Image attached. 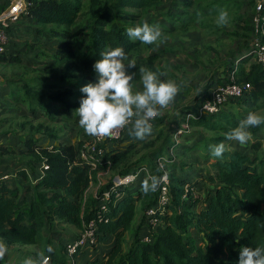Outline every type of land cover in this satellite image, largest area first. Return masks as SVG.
Masks as SVG:
<instances>
[{
  "label": "trees",
  "instance_id": "trees-1",
  "mask_svg": "<svg viewBox=\"0 0 264 264\" xmlns=\"http://www.w3.org/2000/svg\"><path fill=\"white\" fill-rule=\"evenodd\" d=\"M27 1L28 16L23 14L7 28L10 42L6 52L0 54V65L11 63L26 75L35 69L33 66L49 64L52 72L47 67L45 73L7 77L0 86V93L10 89L11 103L14 104L0 110V116L4 112L21 116L17 122L19 128L15 125V129L23 132L15 140L18 147L0 141V161L7 155L9 160L23 165L16 173L26 183L24 191L32 193L29 207L25 210L17 201L20 186H10L7 179L0 181V238L6 244L38 243L46 222L54 219L83 228L84 222L95 215L97 199L88 196L87 190L92 182L97 181L100 171L112 167L116 174L126 175L146 165L153 169L156 167L155 170L150 169L161 176L156 160L171 149L180 154L186 151L187 155L203 151L204 158H208L210 145L221 143L225 138L223 133L227 134L236 127L249 111L262 106L259 102L264 98V66L251 54L250 42L255 7L248 17L246 13L238 12L254 4L255 0H171L163 14L174 24L164 28L171 37H174V30L180 34L191 31L197 22L203 29L212 28V33L217 34L220 29H215L208 20L215 21L219 12L226 10L229 20L241 31L232 33L239 35L238 46L226 57L218 54L220 70L213 71L207 83L199 85L200 91L192 104L179 106L178 115L174 116L178 118L177 122L180 121L177 125L172 123L167 128V117H157L152 121V134L144 140L129 135L128 128H125L120 139H107L101 145L103 153L97 155L98 163L94 166L81 154L86 140L70 142L67 135L70 136L71 130L66 129L71 119H61L59 115L68 111L79 119L76 109L85 96L81 88L89 82H97L94 63L101 58L102 52L119 46L130 57L143 46L154 47V44L145 45L130 39L127 29L142 24L150 12L165 6L159 8L162 0ZM11 2L0 0V12ZM85 4L89 11L79 38L75 27L84 13ZM23 17H28V21H23ZM153 21L148 20L150 24ZM20 37H25L24 46L16 41ZM27 52H34V56ZM160 55V52H151L143 60L147 64L144 68L157 70L155 65ZM239 55L244 56L235 71L236 79L239 83L250 82L252 88L243 97L232 99L226 105L238 109L228 112L225 106L215 114L188 118L187 114L200 106L213 86L229 81ZM42 56H53V61L39 62ZM25 58L28 64H32L31 68L25 67ZM159 70L163 71L162 68ZM128 71L136 73L134 78H140L139 68H129ZM181 94L177 95L175 103L184 99ZM2 122L0 119V128ZM59 122L63 124L56 126ZM184 123L190 125L188 130L183 128ZM263 128L261 125L251 131L255 133ZM179 129L186 130L183 134L185 139L176 143L173 135ZM204 131H213L216 135L210 138ZM13 132L11 125L0 130V136ZM81 132H84L83 128ZM39 134H43L42 137ZM154 134L162 137L159 146L148 150L134 164L118 167L128 160L136 146ZM260 148V141L250 142L249 151L229 150L222 158L214 157L213 165L218 168V173L209 177L211 188L206 189V205L200 210H195L194 202L184 197L185 184L193 182L190 172L187 173L191 166L185 160L167 162L171 199L162 214L164 224L153 232L151 242L143 241L139 227L133 230V222L140 210L145 218L146 210L156 204L158 192L144 195L140 187H122L116 201L110 203L109 222L100 223L97 234L99 243L110 234L116 236L107 264H238L240 248L264 246V154L260 153ZM38 168L43 171L41 176H37ZM145 178L146 175L141 174L138 180L143 182ZM110 184L112 181L104 188ZM191 229L201 233V241L190 234ZM127 231H133L134 240L124 251ZM52 261L54 264H67L60 258Z\"/></svg>",
  "mask_w": 264,
  "mask_h": 264
},
{
  "label": "clouds",
  "instance_id": "clouds-1",
  "mask_svg": "<svg viewBox=\"0 0 264 264\" xmlns=\"http://www.w3.org/2000/svg\"><path fill=\"white\" fill-rule=\"evenodd\" d=\"M217 23L228 25L229 14L221 10ZM127 35L134 41L145 45L155 44L157 47L165 42L158 24H150L144 20L142 24L127 29ZM101 58L94 63L97 82H89L82 86L81 92L85 96L76 111L79 115V126L89 135L100 138H114L117 133L128 128L129 135L144 140L153 132L152 121L163 114V110L175 102L182 90V85L174 79H162L166 72L152 71L139 67V77L142 88H137L136 73H129V68H135V58L129 59L123 47H110L101 54ZM204 110H207L205 105ZM264 125V113L256 110L249 111L236 127L226 134L228 141L238 142L241 146L252 140L250 129ZM130 126V127H129ZM211 155L222 158L230 148L225 143L209 146ZM160 171H164L161 163ZM168 174L149 175L141 184L144 195L154 193L161 183L167 181ZM9 252L7 244L0 239V261H3ZM37 253L36 258H26L22 264H50L52 245ZM238 264H264V246H244L239 250Z\"/></svg>",
  "mask_w": 264,
  "mask_h": 264
},
{
  "label": "crops",
  "instance_id": "crops-1",
  "mask_svg": "<svg viewBox=\"0 0 264 264\" xmlns=\"http://www.w3.org/2000/svg\"><path fill=\"white\" fill-rule=\"evenodd\" d=\"M257 1L258 0H255V3L253 5V11H254V7H255V4ZM166 2L171 3V0H167ZM169 5L165 6L163 9L155 10L154 13H157L159 15L156 16V18L152 19V20H154L153 22L158 21L160 24V28L163 30L166 26H173L174 25V24H172V22L167 21V19H165L166 17H163L164 16L163 14L166 13V8ZM160 7H162V6H159V8ZM245 8H247V10H248V8L250 9V6L245 7ZM27 16H28V14H27ZM28 19H29L28 17H23V21H25V22H27ZM146 19H147V21L151 20L148 17H146ZM162 20H164V21H162ZM77 27L78 26L75 27V31L77 30ZM187 33H185V34H187ZM76 34H78V32ZM164 35H169V34L165 32ZM22 39H24L23 41H26L25 37L17 38L16 41L22 42ZM237 46H238V42L237 43L235 42L234 47H232V49H231V52L236 50ZM168 47H174V46H168ZM163 49H165V45H161V47L157 48V49L154 47V49L150 50V52L146 56H143V57L138 56V55H137V57L130 56L129 59L135 58L136 61H138V62L141 61V63H143L142 67H147L146 62H144V61L149 56V54L151 52H160L161 55L156 60L155 66L158 68H162L163 66L161 64V59L165 58V56L163 57L162 55L166 54V52H164L166 50H163ZM230 53L226 54L223 57L230 55ZM29 55L33 56L32 54H29ZM244 55H239L236 58L237 60H235V62L236 61L239 62L243 58ZM49 57H51V60L49 59ZM45 60L53 61V56H42L40 58L39 62L45 61ZM25 62H27L26 58L24 60V64H25ZM48 65L43 64V66H47L48 69H50V65L49 66ZM139 67H141V66H139ZM40 71L42 73H44L45 70L44 69L39 70V72H37V74L40 73ZM49 71H51V70H49ZM208 77L209 76H207V79H208ZM5 78H7V77H5ZM5 78L0 77V86H2V82L5 81ZM8 78H9V75H8ZM202 78L204 79V76H202L200 79H198V82H196V84L198 86L203 82V80H201ZM10 95H11L10 89L7 91L1 90V93H0V110L1 111L3 108L11 107V105L13 104V103H11L12 99L10 98ZM259 103L262 106L258 109H255L256 111H259L260 109L264 108V98H262ZM233 108H235V107L234 106L233 107L232 106L231 107L226 106L225 110L229 112V111L233 110ZM15 116H17V117H15ZM0 117H2V118H0L1 121L8 122V124H7L8 127L5 129H8L9 127H11V125L13 126V129H14V132L10 133L8 136L1 135L0 141L6 143L8 145H13L14 147H18L15 140L19 139V137L21 135H23V132L19 131L18 129H15V125L17 126V122L22 119L21 116L16 115V114L11 113V112H4L3 115H1ZM64 117H68L71 119V121H69L71 123L67 126V129H66L67 131L71 130L70 136L67 135L70 142H77L80 139H85L86 140L85 144H86L88 142V140L92 138V136L87 135L85 132H81L82 128L79 126V123H78L79 119H76V116L73 115V113L71 114L68 111L65 113L61 112L59 115V118L64 119ZM4 119H6V120H4ZM61 119H59V120H61ZM72 121H74L75 124ZM76 121H77V123H76ZM3 122H2V126H3ZM60 122L56 126L63 124ZM0 130L3 131L2 127L0 128ZM263 130H264V128L260 131L253 133L250 129V131L252 132L253 138L251 141H249L244 146H241L238 142H235V141H228L226 139V134L224 135L225 138L222 142L225 143L226 145H228L230 150L238 149V150H242V151H249L250 150L249 149L250 142L260 141L261 142L260 153L264 154V150H263L264 149V133H263L264 131ZM42 135L43 134H39L38 136L42 137ZM83 135H85V136H83ZM85 144H84L82 149H84ZM188 155H190V157L188 156L189 158L193 159V161L195 162V165L192 164V162L187 161L188 164L192 168L191 169L189 166L188 168H190V169H187V173L190 172L189 176H191L193 178V182H188L185 184V186L189 187V192H188L189 194L186 197V199L189 198L190 201L194 202L195 210H200V209L204 208L206 205V202H205L206 191H207L206 189L211 188L212 183L209 181V177L211 175H216L218 173V168L216 167V165H213L215 158L212 155H210L208 158H204L203 151H199L198 153L191 152ZM2 158H3V160L0 161V176L3 174H6V173L10 174V176L7 179V183L10 186H20V192H19V197H18L17 201L19 202L20 206L26 210L29 207L31 197H32V193L24 191V188H25L24 185H26V183H23V181H24L23 178L18 176V174L16 173L19 168H21V167L23 168V165L22 166L19 165V162H17V161L9 160L7 155H4ZM111 169H112V167H109L106 170L100 171L98 173L97 181L92 182L89 189L87 190L88 196L92 195L95 197L97 192H100L104 188V186L107 185L108 179L105 178L104 175L106 173H108L109 171H111ZM36 171H37V176H41L43 173L42 169H40V168L36 169ZM118 175L119 174H114L113 179ZM103 179H106V180H103ZM35 181H36V178L33 180V182H35ZM141 184H142V181L137 180L132 185L141 188ZM93 188H95L94 191L92 190ZM194 196L197 197L196 200L193 199ZM138 205H140V204H138ZM138 208L140 209V207H138ZM143 217H144V213L142 212V210H140L139 213L137 214L134 222H133V230L134 229L137 230L136 228H138V226H139L138 224L144 219ZM81 230H82V228H79V227L75 226L74 224H71L69 222H63V221L58 220V219H54L50 222H46L45 226L42 229L41 240L38 243H35V244H11L10 246H12V245L13 246L14 245H25L26 247H32V248L40 247L42 250L45 251V254L48 255V253L46 252V248L50 244V245H52V247L54 249V252L51 254L52 260L60 258L61 260H65L67 264H72L71 260H69V258H68L66 251L64 250V246L66 247L68 242L74 240L81 233ZM139 230H141V227H139ZM147 232H148V228L143 227V230L140 231L141 237H143ZM190 234L193 235V237L196 238L197 241H201V233H199L195 229H191ZM133 240H134L133 231H127L124 235V245H123L124 251H126L130 247ZM115 242H116V236L114 234H110V235H108V237L104 241L99 243L97 246L83 248L80 251V253L78 254V256L75 258L76 259L75 264H107V261L109 258V252L112 250ZM30 252L31 251L27 252V250H25V253L23 255L29 254ZM34 255L37 256L36 252H34ZM1 262H2V264H8L6 257ZM14 264H18V263H14Z\"/></svg>",
  "mask_w": 264,
  "mask_h": 264
},
{
  "label": "rangeland",
  "instance_id": "rangeland-1",
  "mask_svg": "<svg viewBox=\"0 0 264 264\" xmlns=\"http://www.w3.org/2000/svg\"><path fill=\"white\" fill-rule=\"evenodd\" d=\"M166 1L167 0H162V2H160L161 3L160 6H167L170 4V3H167ZM235 1L245 2L246 0H235ZM247 1H250V0H247ZM253 5L254 4L250 6V9L248 11H246L247 8L244 7L241 11H238V12L246 13L245 16L248 17V14H250V12L253 11ZM192 7L193 5H191L190 9ZM83 9H84V13L81 15V17L78 20V25H77L78 27L76 30V32H78L77 35L79 38L81 37L80 33L82 32V24L84 23L87 17L89 7L85 4ZM158 15L159 14L154 13V11H152L147 15V17L149 19H154ZM208 22H210L211 24H214L215 29H218V30L220 29L219 31H217L218 32L217 34L212 33V28L203 29L201 24L197 22L196 27H193L192 31L188 32L187 34H180L179 33L180 31L178 32L177 30H174V33H173L174 37H171L169 35H164L168 37L167 41L161 43L159 47H157V45L155 46L154 44V47L156 49L160 48L161 45H165V49L163 50H167L166 54L162 55L163 57L165 56V58L161 59L163 71H160L159 68H156L157 70L155 71L166 72V76L162 77V79H174L175 81H177V83L181 84L182 90L180 91L179 94L182 93L181 95L184 97V99H182L181 101L179 100L178 103L174 102L168 108L164 109L163 114L161 116H158L157 119L161 118L162 116H165V118L167 117V119H165V121L167 120L165 124L167 128L172 123L177 125L180 122V121L177 122L178 118L176 119L174 118V116L178 115L177 110L181 104L187 105V104L193 103V100L196 98L197 94L200 91L199 86L196 84V82H198V79L204 76V79L203 78L201 79L203 80L201 85L206 84L207 76H210V74H212L213 71L220 70L221 63L218 61V54L222 57L225 56L226 54L231 52L232 47H234V43L235 42L237 43L240 41L239 35L237 36L232 35V33H235V32L239 33L241 31L238 30V28L232 24L231 19L229 20L228 25H225V26L219 25L217 23V19H215V21L208 20ZM153 24H158L160 27V24L158 21H155ZM162 32L163 34L165 33L163 29H162ZM23 40L24 39H22V42L18 41V44L24 46L26 44V41H23ZM232 40H235V41H232ZM168 46H174V47H168ZM153 48H148V47L143 46L139 51H136L135 53H133L132 56L134 57H137V55L142 56V57L146 56L148 55L150 50H153ZM28 53L34 56V52H27V54ZM49 59L51 60V57H49ZM136 62H137V66L133 69H138L139 66L143 65L141 61L140 62L136 61ZM25 67L31 68L32 64H28L27 62H25ZM33 68H35L34 69L35 71L39 72V70L45 69L47 68V66L36 65V66H33ZM34 70H29L28 74L26 75L33 76L37 74V72H35ZM47 70H50V69L47 68ZM61 70H63V68ZM8 75H9V78L11 76H14V77L26 76V75H23L22 70H18L17 67L11 65V63L9 65L6 64V66L1 65L0 66V77L5 78V77H8ZM135 79H136L137 88H142L140 78H135ZM75 82L77 81L75 80ZM214 87L216 86H213V88ZM235 109H238V107H236ZM259 111L264 113V108L260 109ZM7 124L8 122L6 121L3 122L2 130L8 127ZM185 131L186 130H183V129H182V133H179V131H177L175 136L173 135V140L176 143H179L182 140H184L185 135L183 136L182 134H184ZM204 132L210 138L216 135V133L213 131H204ZM223 134H226V133H223ZM161 142H162V137L154 134L148 141L145 140L144 142H142V144L136 146V149L130 154V157L128 158V160L122 163V165L118 167H123V166H127L130 164H134V161L136 159L141 158L148 150L152 149L153 147L159 146ZM181 154L178 151L169 150L168 154L166 155L168 156V159L171 158L170 156H172L173 158L172 162H175L178 160H185V161L192 162V164L195 165V162L193 161V159L189 158L190 155H187L186 151L182 152ZM155 169L156 167H154L153 170ZM114 174H116V172H115V169L112 168L111 171H109L108 173L104 175L105 178L108 179L107 184L110 181L113 182ZM103 180H106V179H103ZM92 190L94 191L95 188H93ZM193 199L196 200L197 197L194 196ZM146 224H147L146 218H144V221L142 220L138 224L139 225L138 227H141L140 231L143 230V227L147 228ZM7 246H9L8 247L9 252L6 255L8 264H14V263L22 264V262L26 258H29V257L36 258L37 256L34 255V252H36L37 254L39 251L42 250L40 247L32 248V247H26L25 245L10 246V244H7ZM25 250H27V252L29 251L31 252L29 254L23 255L25 253Z\"/></svg>",
  "mask_w": 264,
  "mask_h": 264
},
{
  "label": "built area",
  "instance_id": "built-area-1",
  "mask_svg": "<svg viewBox=\"0 0 264 264\" xmlns=\"http://www.w3.org/2000/svg\"><path fill=\"white\" fill-rule=\"evenodd\" d=\"M29 3L27 0H12L10 5L0 12V54H3L7 50V46L10 42V36L7 32V28L17 22L23 14L28 13ZM252 37H251V54L254 55V59L264 66V0H258L255 4V11L252 15ZM239 62L236 61L235 68L232 71L229 81L218 84L213 88L209 95L201 102L200 106L193 112L187 114L188 118H197L203 114H215L220 112L227 103L232 99H237L246 95L252 85L250 82L239 83L235 76ZM207 105V110H204ZM190 125L188 123L183 125V128L188 130ZM125 128L120 130L114 138H100L93 137L85 144L84 149L81 150L82 157L87 161H90L94 166L98 163L97 155L103 153L101 145L107 139L118 140L122 137ZM182 129H179V133ZM172 150V149H171ZM173 161V158L168 159L167 155L161 156L156 160L157 167L160 169L161 163L164 164V171H161L162 175L167 172V181L161 183L158 188V198L155 205L146 210V222L148 232L142 237L143 241L151 242L153 240V232L161 225L164 224L162 214L166 211V207L170 202V179L167 170V162ZM141 174L155 175L149 166L143 165L136 168L132 172L126 175H118L113 179L112 184L97 192L95 198L97 199V205L95 207V215L88 221H85L81 233L72 241L66 245V253L72 264L76 263V257L80 251L85 247H95L98 242V230L99 224L109 222L110 217L107 215L112 201H116L120 195V189L134 184ZM9 175L4 174L0 176V181L8 179ZM189 187L185 186L184 197L188 196ZM115 196V197H114ZM50 264H54L52 259Z\"/></svg>",
  "mask_w": 264,
  "mask_h": 264
}]
</instances>
